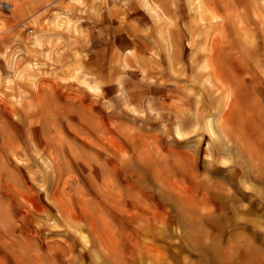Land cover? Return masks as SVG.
Segmentation results:
<instances>
[{"label": "rangeland", "instance_id": "obj_1", "mask_svg": "<svg viewBox=\"0 0 264 264\" xmlns=\"http://www.w3.org/2000/svg\"><path fill=\"white\" fill-rule=\"evenodd\" d=\"M108 1L109 3L106 0H83L80 8L72 0H0V4L7 2L11 6L9 12L0 8V62L2 55L15 52L17 71H25L32 62L41 63L37 69H27L26 76L15 77L8 89L3 84L0 85V215L6 217L7 228L11 231H0V264H16L8 254V247L19 253L26 264H45L44 260L48 264V259L49 264H91L87 255H81L83 243L79 233L76 236L75 230L67 224L71 222L68 216L71 213L73 217L84 213L79 221L83 224L80 229L82 235L91 238L89 236H92L93 231L84 223L93 219V227L103 238L104 245L121 250L120 253L125 256H130L129 253L135 251L137 241H140V248H170L171 244L161 243L157 234L170 235L173 239L178 236L192 237L196 241L197 236L211 235L210 243L221 239L224 241L223 245L229 246L233 253V264H248L256 258L257 261L254 260L251 264H264V260H259L264 259V211L256 200H249L250 195L247 194L250 191L240 182L241 174L237 173L233 177L226 169L231 164L229 155H224L226 164L218 162L216 149L212 151V158L205 156L207 137L195 127L190 115L197 110L195 95L200 93L197 82L189 81L188 70L182 76L178 72H168L163 56H156L155 59L152 49L158 46L150 33L151 24L133 0ZM178 2L168 16L178 19L175 21L181 27L178 41L182 46L189 40V15L184 1ZM66 9L68 16L77 20L76 37L70 38L69 34H62L61 43L64 45L73 38L76 43L70 48L65 45L63 47L53 37V41L51 39L41 49L36 48L32 44L31 35L38 30H47L45 24L48 26L53 15ZM129 22L134 23V28L123 32L120 39L116 36L117 27ZM203 43L204 41L201 44ZM208 43L210 44V40ZM123 46H131L134 51L140 50L141 56L148 61V76L158 82L155 84L157 93L150 92V84L142 82L141 71L117 70L115 72L122 77L125 88L123 92H117L115 82H106L100 94H93L74 81H63L59 76H65L66 71L50 69L49 61L43 57L52 48H60L64 52V61L70 60L75 54L85 71L106 77L112 63L110 57ZM221 50L226 60L228 52L226 48ZM229 67L235 70L237 79L250 84L249 76L253 75L251 70L243 71L235 62L230 63ZM34 80L39 90L32 87L31 82ZM184 89H189L190 92H185ZM36 97L42 100L40 110L33 109L34 104H27L28 101H36ZM160 97H165L163 108L158 105ZM206 101L207 97L204 98V104H207ZM126 102L141 107L144 113H134L127 109ZM151 107L156 111H151ZM177 109H184L179 135L174 130ZM64 110L66 113L63 114ZM79 117L88 118L95 128L80 122ZM96 128L98 130L95 131ZM90 129L99 133H92ZM131 132H136L141 138V146L147 156L143 162L139 161L138 152L124 136V133ZM32 138L39 139L43 145L45 140L48 142L45 144V151H40L44 156L38 155L32 148ZM109 139L118 142L122 148L114 153L109 151ZM4 141L11 149L14 144L15 147L18 144L19 155L30 158L29 164L21 167L19 162H14L10 148H7ZM44 162H48L45 163L48 167L43 165ZM53 163L57 167H53ZM85 170L90 172L86 173ZM177 193L188 197L187 205L180 206L177 203ZM230 193L237 201L227 198ZM49 203L62 210L58 208L56 211ZM232 206L235 211H240L235 213ZM27 207H30L29 210ZM120 209L124 211L121 212ZM248 212L252 213L249 215ZM40 213L49 219L42 218ZM152 213L156 216L153 219L150 217ZM65 214L68 220L67 217H62ZM46 219L50 224L46 223ZM253 225L259 228L258 231ZM127 237L131 238L130 241ZM193 242H190L189 247H196L197 243ZM67 248L71 251L68 255L65 251ZM247 248L251 251H247ZM55 249L60 251L54 253L57 252ZM255 249L258 250L257 253L261 252L260 256L254 252ZM250 253L256 255V258H252ZM62 254L66 257L61 256ZM181 256L187 257L190 263L199 264L197 257L189 255L188 249H184Z\"/></svg>", "mask_w": 264, "mask_h": 264}, {"label": "bare ground", "instance_id": "obj_2", "mask_svg": "<svg viewBox=\"0 0 264 264\" xmlns=\"http://www.w3.org/2000/svg\"><path fill=\"white\" fill-rule=\"evenodd\" d=\"M72 1H74L78 5V7L82 8L81 5H82L83 0H72ZM106 1L109 3L108 0H106ZM133 1H134L135 6L139 9H141L145 13L148 21L151 24V27H149L150 33H151V35L154 36V41L158 46V47H156L157 50L152 49L153 53L155 54V59H156V56H159V57L163 56L165 63L167 65V69L169 70L168 72H171V73L178 72L179 75H181V74H184V71L188 70V71H190L189 72V79H190L189 81L194 82V83L197 82V88L199 89V92H200L199 94L197 93L195 95L196 96L195 98H196L197 110L195 109L194 111H192L190 113V115H191L192 119L194 120L195 127H197V129H200V131L202 133H204V135L207 137L205 145H204L205 156L208 159L212 158V151H213V149H216L218 152V155H219L218 162H220L222 164H226L227 161H226V158L224 157V155H229L231 164L226 166V169H228V171L233 175V177H236L237 173L241 174L240 182L244 185V187H246L250 191L247 194V195H250V196H248L249 200L250 201L252 199L256 200L257 204H259V206L261 205V209L264 211V0H183L184 4L186 6V9H187L188 15H189L188 16L189 19H187L188 20V24H187L188 26L187 27L189 29V32H188L189 40H187L186 43L182 46L180 45V42L178 41V36L181 34V31H180L181 27H180V24L178 23V21H175L178 19L174 20L168 16L169 12L173 9V7L175 8L176 4H179L178 1H180V0H133ZM176 1L178 3H175ZM118 3H119V1H118ZM109 6H111V4ZM21 7H23V6L21 5ZM10 9H11V6H10ZM67 12H68V9H66L64 12H59V13L54 14L53 17L48 21V26H46V24H45V27H48L47 30H38V31L36 30L37 33H34L31 35L32 44L36 48L41 49L44 45H47L48 42L51 41V39L53 37L56 38V43L62 44L61 43L63 40L62 34H69L70 38L75 36L76 21L77 20H75V18L69 17ZM179 12H181V11H179ZM116 15H118V14H116ZM116 15L114 14V16H116ZM119 17H121V15ZM105 18H106V16H105ZM42 23H44V21ZM40 25H42V24H40ZM119 25H121V23ZM133 28H134V23H132V22L126 23L125 25H121L120 27H117L116 33H118V35H116V36L121 39L123 37V32H129ZM209 40H210V44L208 43ZM52 41H53V39H52ZM202 41H204L205 44L204 43L201 44ZM74 42H75V38H73L69 42L64 43V45L66 47L70 48L71 46H73ZM130 42H131V40H130ZM139 42H141V41H139ZM135 43H138V42H135ZM58 44H55V45L58 46ZM141 44H143V43H141ZM64 45H63V47H64ZM221 48H226V50L228 52V54H227L228 56L226 57V60H225V56H223L224 54H223V50H221ZM63 54H64V52H63V50H60V48H52L51 50L45 52L43 54V57L49 61L48 63H50V66H51L50 69H58V70L66 71L65 76H59L63 81H74V82L78 83L79 85L83 86L84 88H86V90L88 92H91L93 94H100L102 92L103 86L106 82H115L116 87H117V92L122 93L125 88H124L123 83H122L121 75H119L118 73L115 72L117 70H119V71L125 70L128 72H130L132 70L141 71L142 82H146V83L150 84V88H151L150 92L152 91L153 93H157V91H158L157 87L155 86V84H157L158 82H155L153 80V78L148 76V70L150 69L148 67L150 66V64H149V66H147L148 61L141 56L140 50L134 51L133 47H131V46L121 47L119 49V51L116 52V54H114L112 57H110L112 63H111V66L108 68V72H107V74H109V75H107L106 77H99L97 75H94V74H91L90 72L85 71L84 67L79 63L78 59L76 58L77 56L75 54H74V57H70V60L64 61ZM77 54H79V53H77ZM69 56H71V55H69ZM16 58H17V55L15 54V52L12 53L11 55L8 54L6 56L5 55L1 56L0 85L3 84L4 85L3 87H6L7 89L9 87V85H11V83L14 81L15 77L16 78L17 77L22 78V77L26 76V74H28L25 72L27 69L28 70L37 69L41 65V63L32 62L30 64V67H28L25 71H22V70H21L22 72L17 71V69H16ZM233 62L237 63L238 66H240L243 71L249 69L253 72V75L249 76L250 84H247L246 81L237 79V75L235 73V70L229 67L230 63H233ZM38 80H40V79H38ZM31 84H32L33 88H38V84L36 83V80L31 82ZM51 85H49V86H51ZM10 87H12V86H10ZM51 87H53V86H51ZM54 88H56V87H54ZM51 89H53V88H51ZM13 90L14 89H12V91ZM37 90H39V88ZM40 90H41V88H40ZM51 91H53V90H51ZM184 91L188 92V93L190 92L189 89H184ZM1 92L2 91H0V94H1ZM54 92H55V89H54ZM3 93H5V92H3ZM159 93H160V90H159ZM205 97H207V101H206L207 104H204V98ZM36 98H37L36 101H28L27 104L28 103L34 104V108L33 107L32 108L35 110H38V109L40 110L39 105H41L42 100L39 97H36ZM164 98L165 97H160L158 100V102H159L158 105H160L159 107H161V108L165 107ZM23 101H24V99H23ZM24 105H26V104L24 103L23 106ZM76 106L78 107L77 104H76ZM126 107H127V109L129 108L134 113H139V114L144 113V111L141 107H137V106H135L129 102H126ZM43 108H44V106H43ZM44 110H45V108H44ZM150 110L154 111V112L156 111L153 107H151ZM205 110H207V112H205ZM67 111H68V108H67ZM64 113H66L65 110H64L63 114ZM83 114H84V112H83ZM175 114H176L175 117H176L177 122L175 123L174 130H175L176 134L179 135L180 130H181V118L183 117L184 109H177L175 111ZM90 118H92V117H90ZM78 119L80 120V122H83L86 125L88 124L91 127L95 128V126L92 125L91 122L88 121V118L86 119L85 117H79ZM39 127H37V128L39 129ZM88 128H90V127H88ZM98 128H99V126H98ZM98 128H96L95 131L98 130ZM90 130L92 133L95 132L93 129H90ZM97 132H95V133H97ZM38 133L36 135H38ZM102 134H103V132H102ZM81 135H84V134H81ZM78 136L80 137V135H78ZM124 136L127 139V141L131 144V146L138 152L139 161H141V162L145 161V159H147V156H146V154H145V152L141 146V138H139V136L136 135V132H135V134L133 132L128 133V134L124 133ZM18 137H19V135H18ZM105 137L106 136H104V138ZM13 139L15 140V138H13ZM28 139L30 140V138H28ZM114 139H116V138H114ZM13 142H15V141H13ZM40 142L41 141L39 139L38 140H36V138L31 139V145H32V148L35 150V152L38 155L41 154L40 156H42V155L44 156V154H42L40 151H43V152L45 151V148H46L45 144L47 141L45 140L44 145L41 144ZM90 142H91V140H90ZM103 143H105V142H103ZM107 143L109 145V146L108 145L107 146L111 148V150H109V151H111L112 153H114L115 151H117L121 147V145L118 142H116L115 140L109 139V140H107ZM4 144H5V141H4ZM15 145L16 144H14L13 149H11L10 147H9L10 148L9 149L8 146L6 145L7 148L9 149V151L11 152V156L13 158V161L19 162L21 167L27 165L30 158L28 159V157H23V156L19 155V150L17 151V149L19 148L18 144L16 147H15ZM50 152H51V150H50ZM103 153H105V152H103ZM42 159L44 160V158H42ZM38 162H39V160H38ZM45 163L48 164V162H44L43 165ZM53 165H54L53 167L56 166L54 163H53ZM44 166L46 167L47 165L45 164ZM75 166H77V165H75ZM49 167L52 168V166H49ZM51 168H49V169H51ZM88 171H86V173ZM82 175L84 176V174H82ZM92 182H93V180H92ZM98 183H99V181H98ZM243 190H245V189H243ZM95 192H96V190H95ZM28 193H30V192H27V194ZM179 194L178 193H177V195L175 194L177 203L180 206L187 205L188 197H185V196H183L181 194L179 195ZM242 194H244V193L242 192ZM233 197H234V195H232V193L227 195V198L230 199L231 201H237ZM239 197H241V196H239ZM32 198L33 197H31V199ZM51 202H53V201H51ZM189 202H191V201H189ZM17 203L20 204V202H17ZM32 205H34V204H32ZM245 205H246V203H245ZM245 205H243V206H245ZM240 206H241V204H239L238 207L241 208L242 206L241 207ZM34 207H36V206H34ZM51 207H54V206L51 205ZM256 207H257V205H256ZM29 208H28V210H29ZM31 208H32V206H31ZM58 208L60 209L61 207L58 206ZM58 208L57 207L55 208L56 211ZM232 208L234 209L233 206H232ZM245 208H246V206H245ZM61 210L62 209H60V211ZM120 210H121V212L124 211L123 209H120ZM120 210H119V212H120ZM237 210H239V209H237ZM242 210L243 209L241 208V211ZM236 211L234 209L235 213H236ZM244 211H245V209H244ZM66 212H67V210H66ZM57 213H59V212H57ZM61 214L62 213L60 212V215ZM71 214H68L69 218L71 219V222L69 221L67 224L70 225L71 229L75 230V233H74L75 235L77 232L79 233V236L81 238L80 241L83 243V246H81V248H82V251L84 253V254L82 253L81 255L82 256L87 255L88 259L90 258L91 264H194V263H190L189 260H187V257H184V256H183V258H182V256L180 257L181 253L184 252V249H188L189 255L197 257V259L199 260V264H233L232 263V257H233L232 254L233 253L231 252L229 246L227 244L223 245L224 241H222L221 239H218L214 243H210V240L212 238L211 235L197 236V241H196V239H194L192 237L178 236L176 239H173V237L170 235L160 236L159 234H157L159 236L157 239H160L161 243L169 242L171 244V247L170 248L165 247L162 249L160 247L154 248V249H151L149 247L140 248V245H139L140 241H137V242H135V245H134L135 251L132 253H129L130 256H125L124 254L120 253L121 250L118 249L119 250L118 251L115 247L113 249V246L111 247V246L104 245L103 238L100 236V234H98L96 232V230L93 227V224H92L93 219H90L88 222L84 223V225L90 226L92 231H93L92 236H89L91 238L88 239L86 236L82 235V232L80 229H81V226L83 224L80 223L79 221L82 220L84 213L81 215H78V216H74V217ZM248 214H249V212H248ZM40 215H41V213H40ZM62 217L63 218L67 217V215L62 216ZM150 217L153 219L156 216L154 215V213H152V215H150ZM42 218H44V214H43ZM42 218H41V220H42ZM45 218L49 219L47 216ZM47 219L45 220L46 223H48ZM67 220H68V217H67ZM51 221H53V219ZM7 223L8 222L6 220V217H4L3 215H0V231L7 232V233L11 232L7 228V226H8ZM48 224H50V223H48ZM48 224H47V227H48ZM52 224H53V222H52ZM248 224L249 223H247V225ZM18 225H20V224H18ZM259 225L261 226V224H259ZM21 226H23V225H21ZM253 226L258 231L259 228L257 229L256 225H253ZM23 227H25V226H23ZM51 227L52 226L50 225V228ZM57 228H58V226H57ZM16 229L17 228H15L13 231L15 232ZM260 232L262 233V230ZM247 238L248 237H246V240H247ZM127 239H128V237H127ZM130 239H128V240L130 241ZM132 239H135V238H132ZM55 240H57V239H55ZM66 240H68V239H66ZM19 241H21V240H19ZM172 241H173V243H171ZM193 241L197 243L196 247L195 246L193 248L189 247L190 242H193ZM23 242H24V240H23ZM249 242H250V240H249ZM0 243H1V241H0ZM64 243H65V241H64ZM257 243H259V242H257ZM45 244H47V243H45ZM27 245H28V243H27ZM55 246H57V245H55ZM146 246H148V245H146ZM244 246H246V245H244ZM45 247L47 248V246H45ZM251 247H250V249H251ZM25 248H27V247H25ZM28 248H29V245H28ZM61 248H59V249H61ZM52 249H53V247H52ZM59 249H58V251H60ZM70 249H72V248H70ZM244 249L246 252V248H244ZM7 250L9 252L8 254L12 256V258L15 260L16 264H26L23 262V260H21L23 257H21V258L19 257L20 256L19 253H15V251L13 249H10L9 247L7 248ZM20 250L22 251V249H20ZM248 250H249V248H247V251ZM55 251H57V249H55ZM58 251L54 252V253H58ZM65 251L67 252L66 254L68 255L69 249L68 250L65 249ZM78 251H80V250H78ZM250 251L251 250H249V252ZM256 251L258 252V250L255 249L254 252L257 253ZM23 252H24V249H23ZM37 253H39V252H37ZM69 253H71V251ZM73 253H74V251H73ZM34 254H36V253H34ZM258 254L259 253H257V255ZM260 254H261V252H260ZM260 254H259V256H260ZM23 255H25V254H23ZM45 255H47V253ZM63 255L64 254H62L61 256H63ZM244 255H245V253H244ZM246 255H247V252H246ZM248 255H249V253H248ZM251 255H252V258L253 257L256 258V255H253V254H251ZM52 256H53V254H52ZM74 256H75V254H74ZM0 257H2V256H0ZM26 257H27V253H26ZM33 257H34V255H33ZM42 258H44V257H42ZM245 259L247 260V258H245ZM256 259H254V260L257 261ZM34 260H35V258H34ZM259 260H264V259L262 258ZM253 261L250 260L249 261L250 263H248V264H251ZM44 262L46 264L45 260L43 261V263ZM260 262L261 261H259V263ZM36 264H42V263H36ZM48 264H49V259H48ZM75 264H77V263H75ZM245 264H246V262H245ZM261 264H263V263L261 262Z\"/></svg>", "mask_w": 264, "mask_h": 264}, {"label": "built area", "instance_id": "obj_3", "mask_svg": "<svg viewBox=\"0 0 264 264\" xmlns=\"http://www.w3.org/2000/svg\"><path fill=\"white\" fill-rule=\"evenodd\" d=\"M0 8H1V10H3V11L9 12V10H10V5H9L7 2H2V3L0 4Z\"/></svg>", "mask_w": 264, "mask_h": 264}, {"label": "crops", "instance_id": "obj_4", "mask_svg": "<svg viewBox=\"0 0 264 264\" xmlns=\"http://www.w3.org/2000/svg\"><path fill=\"white\" fill-rule=\"evenodd\" d=\"M140 83V85H142V82H139ZM151 99V98H150ZM152 100V99H151Z\"/></svg>", "mask_w": 264, "mask_h": 264}]
</instances>
